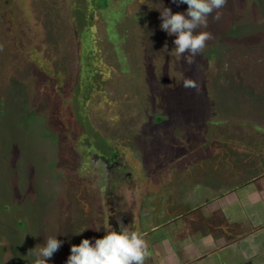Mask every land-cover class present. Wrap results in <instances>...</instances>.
Listing matches in <instances>:
<instances>
[{"label": "rangeland", "instance_id": "rangeland-1", "mask_svg": "<svg viewBox=\"0 0 264 264\" xmlns=\"http://www.w3.org/2000/svg\"><path fill=\"white\" fill-rule=\"evenodd\" d=\"M93 1L98 9L87 0H0V264H32L30 250L55 235L63 243L48 264H64L70 245L103 236L104 172L99 163L90 174L78 169L89 138L107 158L115 147L136 178L110 179L121 210L149 194L141 228L155 242L170 227L185 237L202 227L187 212L238 190L257 163L264 189V0H226L220 19L196 30L212 38L191 64L174 54L156 10L186 4ZM87 27L94 62L83 87L78 38ZM206 140L211 149L201 151ZM228 169L249 178L204 185Z\"/></svg>", "mask_w": 264, "mask_h": 264}, {"label": "crops", "instance_id": "crops-1", "mask_svg": "<svg viewBox=\"0 0 264 264\" xmlns=\"http://www.w3.org/2000/svg\"><path fill=\"white\" fill-rule=\"evenodd\" d=\"M257 178L249 179L238 190L231 188L220 200L187 212L196 220L205 219L202 227L199 222L194 225L188 238L180 227H170L166 229L169 233L155 242L145 236L152 231L142 228L140 235L147 245L145 264H264V189L260 182L255 186ZM235 201H239V208L230 220L226 205Z\"/></svg>", "mask_w": 264, "mask_h": 264}, {"label": "clouds", "instance_id": "clouds-1", "mask_svg": "<svg viewBox=\"0 0 264 264\" xmlns=\"http://www.w3.org/2000/svg\"><path fill=\"white\" fill-rule=\"evenodd\" d=\"M173 3L186 4L187 8L184 12L173 13L161 3L162 9H156L161 20L159 28L167 35L175 37L172 41L174 54L183 57L185 63L191 64L205 48V42L212 38L210 32L196 30L207 26L210 15L213 20H219L221 13L218 10L224 6L226 0H173ZM162 48L168 49L166 44ZM184 86L194 88L196 85L188 81ZM117 226L118 230H113L110 225L102 237L92 240L82 238L79 244L70 245L64 264H144L146 242L122 221L117 222ZM94 230L99 232L101 228ZM56 236L47 237L38 252L34 248L30 250L33 251L32 264H48L63 243Z\"/></svg>", "mask_w": 264, "mask_h": 264}, {"label": "flooded vegetation", "instance_id": "flooded-vegetation-1", "mask_svg": "<svg viewBox=\"0 0 264 264\" xmlns=\"http://www.w3.org/2000/svg\"><path fill=\"white\" fill-rule=\"evenodd\" d=\"M103 132L104 131L102 130V134H99V137L102 140V144L104 143L105 146H106V141H105V139L103 137ZM104 134H105V132H104ZM81 143L82 142H80V144ZM88 143H89L88 146H91V147L86 148L85 149L86 151H83L84 150L83 149L82 152H81V156H85L84 159L86 161H84V164H81V167H79L78 169H79V171L80 170L82 171V169H83L84 172H87V173L90 174L91 173V169H94V170L97 169L96 165L99 163V168L98 169L99 170L101 169L100 171L104 172V175L101 178H103L102 182H104V184H103V189L104 190H103V196L102 197H103L104 205H105L104 207H105V213H106V223H107L106 227H107V230H109L108 228H109L110 225L112 226L113 230H118L117 222H121L122 221L124 225H127L128 227H130L132 230L136 231L139 234L140 230L142 229L141 228V215L143 213V208H144L143 207V202L148 199V198L146 199V197L149 194L148 195L144 194L143 195L144 198L138 197L140 195H136L137 197L134 196V200L136 199V201H133L134 205L132 207H129L131 205L126 206L125 207V209H126L125 211L121 210L119 204L121 203L122 195L118 196V200L117 199L113 200V198H112L113 191H112V188L111 189L109 188V183L111 181L110 179L116 174L119 177H123L124 181L128 180L131 185H133V184L135 185V183H134V178L135 177L133 176V173H131L128 170L129 166L128 165H127L128 167L126 166L124 160L121 163H119L117 161V157L115 156L116 155L115 154V152H116V148L115 147H112V149H109V150L113 151V154H112L111 157L107 158L106 156L98 154L96 152L97 150H95V147L92 146V145H94V142L92 143V140L90 138L88 140ZM76 144H78V143H76ZM210 145H212L211 142L206 140L205 142H203L200 145L201 151H203V150H208L209 151L211 149ZM243 149H247V148H243ZM103 156H104V158L102 159ZM71 158H69V159H71ZM62 162H63V160H62ZM260 168H261V166H259L258 163L254 166L253 170H254L255 173H253V174H256L255 177L256 176L260 177V174H262V173H260ZM206 170H207V167H203V171H206ZM238 171H239L238 169H234L233 171L232 170L230 171L229 169L225 170L218 177H216L217 181L212 179V178H210V174H207V179H206L207 181H206V183L204 185H206L210 181H215V183L216 182L219 183L220 181H223L222 180L223 177H226L227 179H231L230 177L233 178V176L238 175V174L239 175L237 176V178H239V177H241L243 179L249 178V176L245 175V172H241L240 173ZM134 172H136V171H134ZM95 175H99V174H97V172H96ZM131 175H132V181H130L131 180ZM263 175H264V173H263ZM253 176L250 177L249 179L255 178ZM80 180L81 179H79L78 181H80ZM128 181H126L124 184L128 183ZM81 183L82 182H80V184ZM239 185H241V184H239ZM140 187H142V186H140ZM93 188H95V187H93ZM232 189H235V188H232ZM141 190L143 192L142 188H141ZM141 190L134 189L135 192L136 191H141ZM137 194H138V192H137ZM116 200L118 202H120V203H116ZM206 204L209 205L210 203L207 202ZM206 204H201V205H206ZM154 205H156V204H154ZM187 206H189V205H187ZM184 208H186V207H184ZM150 209H153V207L150 206ZM107 230L105 229V232H107ZM105 232L102 235H104ZM140 236H142V235H140Z\"/></svg>", "mask_w": 264, "mask_h": 264}, {"label": "trees", "instance_id": "trees-1", "mask_svg": "<svg viewBox=\"0 0 264 264\" xmlns=\"http://www.w3.org/2000/svg\"><path fill=\"white\" fill-rule=\"evenodd\" d=\"M87 1H88V7L87 8H90V10L94 9V8H97V9L99 8V5H97L93 0H87ZM104 7H102V8H104ZM87 31H88V33H87ZM89 31L90 30L87 27L85 35H84L85 38L84 39L81 37L78 38V45H79L78 55H79V60H80V64H78V68H79L80 76L82 77V80L84 82L83 87H84V84H86V83L92 84L91 76H92L93 70L90 69L91 67L88 65L90 64V62H94V61L92 60L93 58L90 59V56H92V55L89 52V50H87V47L89 46L90 40H92L93 44H94V41H93V38H91L92 36L90 35ZM93 47H91V48H93ZM81 50H83L82 53H81ZM82 54H84V56H83L84 58L81 57Z\"/></svg>", "mask_w": 264, "mask_h": 264}]
</instances>
